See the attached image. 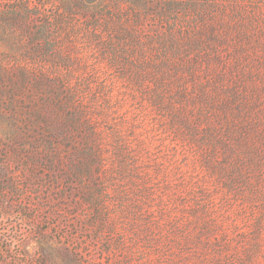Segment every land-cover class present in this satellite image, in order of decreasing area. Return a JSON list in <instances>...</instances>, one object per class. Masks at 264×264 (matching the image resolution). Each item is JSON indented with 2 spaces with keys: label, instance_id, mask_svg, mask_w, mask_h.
I'll list each match as a JSON object with an SVG mask.
<instances>
[{
  "label": "rangeland",
  "instance_id": "rangeland-1",
  "mask_svg": "<svg viewBox=\"0 0 264 264\" xmlns=\"http://www.w3.org/2000/svg\"><path fill=\"white\" fill-rule=\"evenodd\" d=\"M236 132L264 0H0V264H264Z\"/></svg>",
  "mask_w": 264,
  "mask_h": 264
},
{
  "label": "trees",
  "instance_id": "trees-1",
  "mask_svg": "<svg viewBox=\"0 0 264 264\" xmlns=\"http://www.w3.org/2000/svg\"><path fill=\"white\" fill-rule=\"evenodd\" d=\"M235 137L237 147L232 151L239 155L238 166L234 165L237 167V182L245 183L244 180L248 181L252 175L258 181L263 175L264 167V132H236Z\"/></svg>",
  "mask_w": 264,
  "mask_h": 264
}]
</instances>
